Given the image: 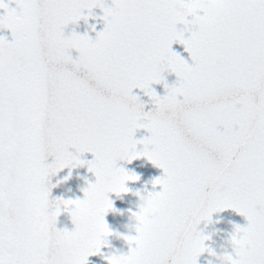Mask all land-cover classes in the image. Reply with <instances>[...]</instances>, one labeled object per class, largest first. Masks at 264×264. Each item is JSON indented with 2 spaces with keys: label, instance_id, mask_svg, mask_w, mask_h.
<instances>
[{
  "label": "snow or ice",
  "instance_id": "6c2138e0",
  "mask_svg": "<svg viewBox=\"0 0 264 264\" xmlns=\"http://www.w3.org/2000/svg\"><path fill=\"white\" fill-rule=\"evenodd\" d=\"M111 3L0 0V29L12 34L0 37V264H88L100 255L112 235L109 194L119 198L140 179L117 161L140 158L163 175L128 264H198L210 239L198 226L229 209L247 222L234 226L233 264H264V0H210L213 12L187 39L177 25L188 0ZM97 7L105 28L95 40L65 36ZM177 42L191 65L172 51ZM166 71L176 82L160 97L152 85ZM135 88L155 111L144 112ZM139 129L149 136L135 140ZM85 163L95 183L84 198L50 199L52 176ZM62 204L83 205L72 231L57 228L63 211L53 206ZM61 246L67 256L58 259Z\"/></svg>",
  "mask_w": 264,
  "mask_h": 264
},
{
  "label": "water",
  "instance_id": "95a60500",
  "mask_svg": "<svg viewBox=\"0 0 264 264\" xmlns=\"http://www.w3.org/2000/svg\"><path fill=\"white\" fill-rule=\"evenodd\" d=\"M5 3L8 0H4ZM107 7H111V0H105ZM10 8H15L16 5L10 4ZM87 14V13H85ZM0 15H3V10H0ZM92 17L88 19V23L85 24L84 20H80L77 24H69L64 30L65 36L71 35L75 32L78 35L87 34L88 37L92 40L96 39L97 33L102 32L105 28V23L101 17H103L102 10L97 7L92 11ZM182 25H177V30H181ZM189 36L188 32H185L184 38L187 39ZM0 37L6 38L8 42L12 40V34L8 30L0 29ZM172 51L178 54L182 59H184L189 65L192 64L189 53L185 51V48L180 43H174L172 45ZM72 58L75 60L78 56V53L74 50L71 52ZM164 82L161 84L152 85V89L157 93L158 96L163 97L165 93L164 84L166 83L169 87L175 84L176 76L174 73L164 72ZM132 95L139 97L140 103H143L146 107L144 109L145 113L150 111H155L153 103L150 101L149 97L144 94L139 88H135L132 91ZM149 133L144 129H139L134 136V139L139 141L147 138ZM142 145H137V151L142 149ZM69 152L73 155H76L75 149H69ZM80 159L90 162L93 159L91 153H85ZM48 163H52V158L49 157ZM117 167L125 169V171L139 176V180L135 183H128L127 188L131 190L128 195H123L118 198L115 194H109V199L113 201V206L115 212H109L105 216V222L107 223L110 231L124 233L126 231V226L129 225L130 216L137 209L135 207V197L131 194L137 190L153 192L160 191V188L157 187L153 189L152 182L160 178L163 175V170L153 166L146 158H140L133 160L131 163L127 161H117ZM71 176L68 180L65 181V177ZM87 183H95V176L92 173L88 172L87 163L82 167H76L73 169L65 168L58 175L51 178V184L56 185L51 190L50 199H83V189L87 187ZM207 222H201L198 226L197 231L201 232L203 235L210 237V239L205 241L206 248H212L219 252L222 245H226L234 233V226L245 227L246 219L231 209L225 210L221 213L214 214L212 217V225L205 227ZM58 230L67 229L72 231L74 226L71 224L70 220L67 217L66 213L58 218L57 223ZM107 244L111 247H114L118 250L123 251L125 254L129 251V248L123 241H118L114 236L109 237ZM109 248L102 246L101 254L90 256L88 258V264H107L106 255ZM209 259L207 252L203 253L199 259L198 264H205V261Z\"/></svg>",
  "mask_w": 264,
  "mask_h": 264
},
{
  "label": "clouds",
  "instance_id": "9594fccd",
  "mask_svg": "<svg viewBox=\"0 0 264 264\" xmlns=\"http://www.w3.org/2000/svg\"><path fill=\"white\" fill-rule=\"evenodd\" d=\"M213 10L214 9L212 4L210 3V0H188V4L186 6V16L188 18L186 23L182 24L181 30L184 32H189L191 30L198 29L200 27L199 17L208 15L213 12ZM84 22L85 24H87L88 20H84ZM130 182L131 181H128L126 185ZM130 192L131 190L127 188V192L122 194L120 197H122L123 195H128ZM149 193L150 192L139 190L132 192L131 194L135 197V207L137 210L131 214L129 225L126 226V231L124 233H114L111 231L112 235L110 237L114 236L116 240L123 241V243L126 244L128 248L130 242H134L136 237L138 236L137 224L147 220L151 216L152 212L159 206V201L154 196L149 195ZM53 207L56 210L62 209L63 213L67 214V217L73 226H76L78 224L83 213V205L62 204L54 205ZM210 225H212V221L207 222L205 224V227L207 228ZM108 238L109 237H104V246L109 248L108 253L105 257L107 264H128V252L125 254L123 251L109 246L107 244ZM208 249L209 251H207V253L209 255V259L205 261V264H233V259L241 255V249L232 242L231 238L226 245H222L220 247L219 252L212 248ZM56 256L58 259L65 258L67 256V248L63 246L57 248Z\"/></svg>",
  "mask_w": 264,
  "mask_h": 264
}]
</instances>
